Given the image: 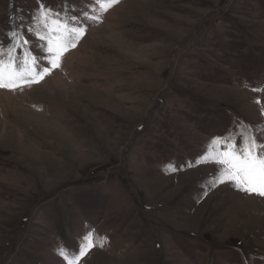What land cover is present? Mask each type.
I'll list each match as a JSON object with an SVG mask.
<instances>
[{
	"label": "rangeland",
	"instance_id": "374dc122",
	"mask_svg": "<svg viewBox=\"0 0 264 264\" xmlns=\"http://www.w3.org/2000/svg\"><path fill=\"white\" fill-rule=\"evenodd\" d=\"M41 4L83 20L90 0H0V41L23 25L44 55ZM87 23L59 69L0 89V264H63L89 229L82 264H264V198L195 163L264 128V0H119Z\"/></svg>",
	"mask_w": 264,
	"mask_h": 264
},
{
	"label": "snow or ice",
	"instance_id": "6c2138e0",
	"mask_svg": "<svg viewBox=\"0 0 264 264\" xmlns=\"http://www.w3.org/2000/svg\"><path fill=\"white\" fill-rule=\"evenodd\" d=\"M118 3L119 0H90L89 10L82 13L83 20L41 4L38 15L32 17L26 31L40 41L45 54L33 55L23 25L10 28L7 45L0 41V89L22 92L51 75L61 67L65 54L84 36L89 26L87 22H102L104 14ZM253 90L261 91L258 88ZM255 102L260 104L259 99ZM252 129L253 126L249 125L248 131L241 133L239 144L231 133L210 141L206 152L195 162L216 166L215 174L209 178V187L229 184L239 192L264 198V128ZM177 170L172 168V171ZM78 241L75 248L66 245L57 248L63 264H82L97 246L91 229L81 234ZM99 246H104L102 238Z\"/></svg>",
	"mask_w": 264,
	"mask_h": 264
},
{
	"label": "bare ground",
	"instance_id": "6f19581e",
	"mask_svg": "<svg viewBox=\"0 0 264 264\" xmlns=\"http://www.w3.org/2000/svg\"><path fill=\"white\" fill-rule=\"evenodd\" d=\"M239 194L235 191V190H233V193L231 194V196L232 197H239L238 196ZM243 195V194H242ZM247 195V194H246ZM242 197V196H241ZM252 197H256L255 195H253ZM242 199V198H241Z\"/></svg>",
	"mask_w": 264,
	"mask_h": 264
},
{
	"label": "trees",
	"instance_id": "16d2710c",
	"mask_svg": "<svg viewBox=\"0 0 264 264\" xmlns=\"http://www.w3.org/2000/svg\"><path fill=\"white\" fill-rule=\"evenodd\" d=\"M92 223H93V221H92ZM92 223H91V225H92ZM91 225H89V226H91Z\"/></svg>",
	"mask_w": 264,
	"mask_h": 264
}]
</instances>
